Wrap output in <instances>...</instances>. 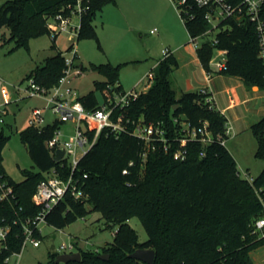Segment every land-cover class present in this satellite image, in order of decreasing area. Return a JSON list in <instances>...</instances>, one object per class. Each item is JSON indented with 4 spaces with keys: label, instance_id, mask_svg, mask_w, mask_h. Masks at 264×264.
I'll return each instance as SVG.
<instances>
[{
    "label": "trees",
    "instance_id": "obj_1",
    "mask_svg": "<svg viewBox=\"0 0 264 264\" xmlns=\"http://www.w3.org/2000/svg\"><path fill=\"white\" fill-rule=\"evenodd\" d=\"M79 0H9L0 8V27L11 32L10 41L18 47L31 39L50 34L49 18L68 14ZM117 0H84L89 9L82 15L78 41L94 36V20L108 3ZM205 9L195 7V21L183 22L189 35H200L209 29ZM219 44L205 43L198 50L199 59L207 71L215 49L228 51L227 69L220 74L242 79L248 88L264 90V64L259 57V41L255 25L248 20L233 18L221 24ZM66 57L58 53L47 59L28 78L51 90L59 84L66 69ZM179 62L172 55L159 63L153 84L139 95L126 111V117L144 118L145 123H161L168 131L170 150L159 145L153 151L146 143L128 132L115 136L104 131L97 143L81 159L74 174L83 191L76 200L68 194L46 216V223L65 229L91 212L101 214L107 228H117L115 239L99 252L79 249L82 259L70 264H145L130 258L138 249L155 251L154 264H255L252 253L264 247V238H257L254 223L264 217V170L252 186L238 173L237 162L227 145L214 141L204 147L189 141L184 161L174 159L179 149L177 139L183 136V123L192 128H208L215 138L226 136L228 119L206 103L207 95L198 92L178 94L172 76ZM106 82H96L95 88L105 98L123 93L119 70L111 64L93 65ZM88 110L99 107L95 92L79 98ZM177 106V107H176ZM176 107V108H175ZM178 120V122H176ZM0 123V181L13 187L14 198L0 202V229H9L6 241L0 245V264L23 251V223L36 217L41 208L33 202L38 185L52 170L67 179L71 169L67 162H56L47 142L63 124L55 121L42 130L29 127L20 138L38 169L24 172V181L11 179L3 166V151L10 136ZM257 141L256 158L264 160V117L251 127ZM95 129L89 137L93 139ZM205 151L206 156L201 157ZM127 171V173H124ZM91 207V210L88 207ZM139 218L148 234V241L139 242L137 231L130 225ZM36 238L41 241L40 233ZM77 247V245H75ZM109 255L104 261L100 255ZM59 255H52L57 264Z\"/></svg>",
    "mask_w": 264,
    "mask_h": 264
},
{
    "label": "rangeland",
    "instance_id": "obj_2",
    "mask_svg": "<svg viewBox=\"0 0 264 264\" xmlns=\"http://www.w3.org/2000/svg\"><path fill=\"white\" fill-rule=\"evenodd\" d=\"M7 1L9 0H0V8ZM166 2L172 12L165 4L162 5L155 0H117L116 3H108L94 20L95 37L86 36L79 41L73 30L60 33L55 40L47 34L31 39L28 47H18L15 41H10V30L0 27V107L1 111L5 109L8 111L6 116L0 113V117H4L5 130L10 136L3 151V166L11 179L22 182L25 178L24 172H39L20 138V132L30 127L29 117L32 110L35 108L44 110L46 125H52L57 121V116L51 110H46L48 96L34 98L28 97L24 92L31 80L28 77L38 67L44 65L47 59L58 53H63L67 59H73V52L69 47L75 42L77 65L72 70L73 78L68 87L74 90L77 98L95 92L99 105L106 101L104 92L97 91L95 83L106 82L107 79L93 70V65L111 64L118 67L123 92H130L136 87L138 91L145 90L148 85L153 84V80L147 78L143 84L140 83L143 77L146 78L152 72L154 62L163 58L165 50L160 44L161 38L150 35L152 29L150 25L153 21L162 19L166 26V39L173 40L179 32V23L172 16L174 14L181 22L188 45L190 42V35L179 13L170 0ZM51 23L53 24V21ZM72 24L75 27L79 26L80 18L75 17ZM80 70L81 75H75ZM155 71L153 70V74ZM255 88L256 91L259 90ZM252 94L256 96V100L242 107V110H247L245 120L249 125L259 122L264 115L259 109L264 105V90ZM226 102L227 100L223 98L224 106L228 104ZM251 119L253 120L250 121ZM71 126L73 128L75 124L69 123L61 128L67 138L69 135L65 131H69ZM234 128L236 134L227 140L226 145L236 159L238 173L244 180L246 175L256 179L264 170V160L256 158L257 141L248 123L240 122L237 126L234 125ZM88 209L91 210V207ZM130 225L137 231L140 243L148 241V234L139 218H133ZM116 232L117 228H107L106 221L96 212H91L86 218L79 219L61 230L44 224L41 226L40 246L34 247L28 243L21 255L11 258V264H51L52 255L62 254L61 246L72 243L77 245L75 250L64 253H76L79 249L99 252L114 241ZM257 234V238H261V234ZM252 256L256 264H264V247L254 251Z\"/></svg>",
    "mask_w": 264,
    "mask_h": 264
},
{
    "label": "built area",
    "instance_id": "obj_3",
    "mask_svg": "<svg viewBox=\"0 0 264 264\" xmlns=\"http://www.w3.org/2000/svg\"><path fill=\"white\" fill-rule=\"evenodd\" d=\"M83 1L79 0L75 8L69 7L70 12L68 14L60 13L55 17L49 18V35L52 36L53 40L62 32L74 30L78 41L81 22L79 26L75 27L72 21L77 16L81 20L82 15L89 9L88 6H84ZM170 2L176 8L184 23L196 20L197 15L193 14L195 7L201 10L205 9L204 19L209 24V29L200 35H190L189 45L196 51L200 50L205 43H209L211 46H217L219 44L217 37L221 32V24L224 21L231 18L240 22L242 20H248L255 25L259 41V57L264 64V0H170ZM52 21L53 24L51 23ZM157 31L155 29L152 33H157ZM69 50L73 52L74 57L73 59L66 58L67 67L64 76L60 79L56 87L47 90L31 79L29 80L27 88L24 90L28 97L43 98L48 96L46 110H51L57 116V121L61 124L74 123L75 127L69 135V138L59 128L53 138L47 142V146L54 154V157L58 150L65 152L61 161L67 162V165L71 169V174L67 179H64L59 176V172L52 170L50 176L38 185L37 191L33 196V202L41 208V211L36 217L29 218L23 223L25 234L23 249L28 243H31L34 247L40 246L41 241L36 238V234H41V226L47 224V214L68 194L76 200L83 197V191L80 188L79 181L75 180L74 174L81 159L97 143L101 133L108 131L118 137L128 132L132 126L133 135L142 139L148 149L155 151L157 146L160 145L166 153L170 150L168 131L161 123L147 124L144 118L134 120L126 117L127 109L140 95L136 91L115 94L114 97H108L104 104L99 105L97 109L88 110L79 101V98L76 97L74 90L68 87L73 78L72 70L77 65V48L75 42L71 44ZM163 53L164 58L171 56V52L168 49L164 50ZM215 53H217V57H215ZM215 53L210 61V66L213 65L211 67L215 72L222 73L227 69L228 51L215 49ZM81 73L82 71L80 70L75 75H81ZM212 75V71L208 73L209 78ZM148 78L153 80L154 75L150 74ZM200 92L207 95L206 103L209 107L217 109L210 90L205 88L200 90ZM0 113L2 116H6L8 111L6 109L1 111L0 107ZM4 122V117H0V123ZM45 122L44 110L41 108L33 109L29 118V126L37 130H42L47 126ZM182 125L183 136L177 139L180 147L173 153L174 159L178 161L186 160L188 156L186 146L189 141L201 142L204 147L211 145L214 141L226 145L227 140L235 136L234 127L229 121L226 123L227 139L222 137L215 138L208 128V123H205L199 129L192 128L187 122H184ZM92 128L95 129L93 139L89 137ZM204 156H206V153L202 151L201 157ZM124 173H127V171H124ZM246 181L252 186L254 185V179L247 175ZM256 193L264 205V199L261 198L260 191H256ZM12 197L14 198L13 187L6 182L0 181V202H5ZM254 229L255 233L261 234V238H264V217L255 221ZM8 233L9 229H0V245L6 241ZM75 248L76 246L73 243L70 245H62L60 252H63L62 254H72L73 252H64L68 250L73 251ZM15 255H21V253ZM11 258H8L6 263H11Z\"/></svg>",
    "mask_w": 264,
    "mask_h": 264
},
{
    "label": "crops",
    "instance_id": "obj_4",
    "mask_svg": "<svg viewBox=\"0 0 264 264\" xmlns=\"http://www.w3.org/2000/svg\"><path fill=\"white\" fill-rule=\"evenodd\" d=\"M155 1L162 3V5L165 4L168 10L171 11V8L168 5V2H166V0ZM172 16L175 18L177 23H179V32L173 40L166 39V26L162 19H156L153 21V23L151 22L152 24L150 25V28L152 29L150 35H152V37H160V44L163 45L165 50L168 49L171 52V55L175 57L179 62V68L175 70L172 76L173 88H176L174 90H176L178 94H181L189 92H198L202 89L208 88L212 93V98L215 101L217 110H219L228 119V121L233 125V127L234 125L237 126V124L240 122H245V124L248 123V126H250L251 128L255 123H250L249 125V122H246L245 113L247 114V110H242V107H246L248 104L256 100V96H254L252 93L256 94V92L259 93L261 90L259 89L256 91V88L250 89L245 85L242 79L217 73L213 70L212 67L210 71H207L199 59L198 52L186 42V34L183 31L181 22L178 20L177 16H175L174 14ZM155 29L158 30L157 33H152V31ZM164 59L165 58L163 56L161 60L154 62L151 67L152 72H150L146 78L143 77L140 84H143L148 78V76L150 74H153V70H156V74L159 63ZM211 71L213 72V75L211 76V78H209L208 73H210ZM119 84L122 86L123 89V84L121 82H119ZM150 87L151 86L148 85L143 91H138V87H136L132 91H136L139 94H142L146 93ZM177 88L179 91L177 90ZM223 98L227 100L226 103L228 104L226 106L223 105ZM259 109H261V112L264 113V105H261ZM242 111L244 112L241 115ZM252 120L253 119H251L250 121ZM73 130L74 127L72 128L71 126V129L69 131H65V133L67 135H70Z\"/></svg>",
    "mask_w": 264,
    "mask_h": 264
},
{
    "label": "water",
    "instance_id": "obj_5",
    "mask_svg": "<svg viewBox=\"0 0 264 264\" xmlns=\"http://www.w3.org/2000/svg\"><path fill=\"white\" fill-rule=\"evenodd\" d=\"M177 107V106H176ZM175 107V108H176ZM65 152L58 150L56 152L55 161L60 162L64 157ZM130 258L136 259L145 264H154L155 262V251L152 249H138L129 256ZM101 260L108 261L109 255L102 254L99 256ZM82 259L81 253L78 251L72 254H60L56 260L57 264H70L80 262Z\"/></svg>",
    "mask_w": 264,
    "mask_h": 264
}]
</instances>
